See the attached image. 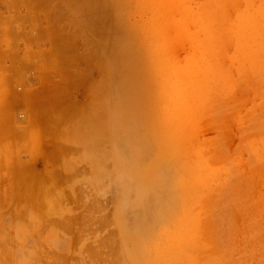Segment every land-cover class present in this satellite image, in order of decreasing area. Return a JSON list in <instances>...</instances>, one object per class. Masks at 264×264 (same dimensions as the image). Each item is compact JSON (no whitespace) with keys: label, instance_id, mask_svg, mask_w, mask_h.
Returning <instances> with one entry per match:
<instances>
[{"label":"rangeland","instance_id":"374dc122","mask_svg":"<svg viewBox=\"0 0 264 264\" xmlns=\"http://www.w3.org/2000/svg\"><path fill=\"white\" fill-rule=\"evenodd\" d=\"M0 264H264V0H0Z\"/></svg>","mask_w":264,"mask_h":264},{"label":"bare ground","instance_id":"6f19581e","mask_svg":"<svg viewBox=\"0 0 264 264\" xmlns=\"http://www.w3.org/2000/svg\"><path fill=\"white\" fill-rule=\"evenodd\" d=\"M72 222V221H71Z\"/></svg>","mask_w":264,"mask_h":264}]
</instances>
